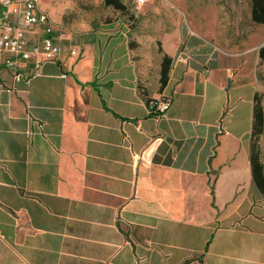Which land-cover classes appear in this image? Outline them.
<instances>
[{"label": "crops", "instance_id": "crops-1", "mask_svg": "<svg viewBox=\"0 0 264 264\" xmlns=\"http://www.w3.org/2000/svg\"><path fill=\"white\" fill-rule=\"evenodd\" d=\"M191 29L153 65L122 24L56 30L61 59L28 84L0 45V264H264L256 91L234 96L236 61Z\"/></svg>", "mask_w": 264, "mask_h": 264}, {"label": "rangeland", "instance_id": "rangeland-1", "mask_svg": "<svg viewBox=\"0 0 264 264\" xmlns=\"http://www.w3.org/2000/svg\"><path fill=\"white\" fill-rule=\"evenodd\" d=\"M126 12L106 7L104 0H46L48 10L62 36L90 35L111 23L122 24L135 51L149 56L153 65L164 55L165 43L186 30L204 28L210 39L231 60L236 61L235 96L252 94V84L264 109V63L258 52L264 46V25L251 20V0H149L138 7L135 0H121ZM235 65V64H233ZM247 112L248 105L244 104ZM264 151V133L259 139Z\"/></svg>", "mask_w": 264, "mask_h": 264}, {"label": "built area", "instance_id": "built-area-1", "mask_svg": "<svg viewBox=\"0 0 264 264\" xmlns=\"http://www.w3.org/2000/svg\"><path fill=\"white\" fill-rule=\"evenodd\" d=\"M149 0H135L138 7ZM43 0H0V45L10 54L4 62L12 72L14 82L30 83L47 63L62 57V48L55 41L54 22L48 10L41 8ZM76 56V51H71ZM153 116H163L171 107V98L159 97L148 101ZM40 127V126H39Z\"/></svg>", "mask_w": 264, "mask_h": 264}, {"label": "trees", "instance_id": "trees-1", "mask_svg": "<svg viewBox=\"0 0 264 264\" xmlns=\"http://www.w3.org/2000/svg\"><path fill=\"white\" fill-rule=\"evenodd\" d=\"M106 7H111L115 11L124 13L127 10L126 5L121 0H104ZM251 20L257 25H264V0H251ZM259 59L264 63V46L259 49ZM172 60L164 56L161 64V88H164L168 82L169 71ZM264 133V109L261 98L258 94L254 96L253 121L251 128V148L250 161L253 174V182L264 198V165L261 161V148L259 139Z\"/></svg>", "mask_w": 264, "mask_h": 264}, {"label": "water", "instance_id": "water-1", "mask_svg": "<svg viewBox=\"0 0 264 264\" xmlns=\"http://www.w3.org/2000/svg\"><path fill=\"white\" fill-rule=\"evenodd\" d=\"M231 85H232V81L230 80L229 83H228V88H227V90L231 87Z\"/></svg>", "mask_w": 264, "mask_h": 264}]
</instances>
